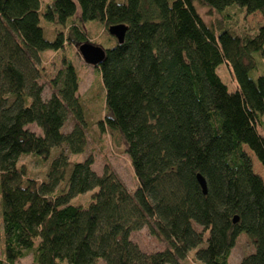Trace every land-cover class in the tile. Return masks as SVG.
Masks as SVG:
<instances>
[{"label":"trees","instance_id":"trees-1","mask_svg":"<svg viewBox=\"0 0 264 264\" xmlns=\"http://www.w3.org/2000/svg\"><path fill=\"white\" fill-rule=\"evenodd\" d=\"M195 4L264 18V0H51L44 10L40 0H0V264L28 254L32 264H228L241 234L254 250L239 264H264V184L250 156L264 167V74L250 75L264 57V26L217 31ZM42 12L61 29L53 42ZM87 22L127 28L97 68L106 111L98 125L128 158L133 192L107 166L97 175L91 158L72 159L87 136L70 62L43 99L41 55L90 43ZM222 64L234 91L217 74ZM28 156L45 166L41 181L19 164ZM85 194L87 206L72 204ZM142 229L166 248L142 252L130 239Z\"/></svg>","mask_w":264,"mask_h":264},{"label":"rangeland","instance_id":"rangeland-1","mask_svg":"<svg viewBox=\"0 0 264 264\" xmlns=\"http://www.w3.org/2000/svg\"><path fill=\"white\" fill-rule=\"evenodd\" d=\"M51 0H40L41 10L50 3ZM196 10L202 20L207 25L215 26L216 30L229 29L236 34H255L257 29L264 26V18L258 14L246 15L243 9L234 7L223 12L222 15H211L210 12L203 7L195 4ZM44 12V11H43ZM40 14V27L44 33V39L47 42H53L57 33L61 30L59 26L45 21ZM82 30L86 34L88 41L102 50L109 49L114 44V40L107 34V31L102 25L97 22H87L82 25ZM42 62L39 66L41 71L40 84L43 87V99L47 100L50 96L56 93L57 88L52 86V81L56 78L58 71L63 69V62H70L78 77L77 97L80 101L85 118L86 132V148L80 156L72 157L73 160L81 162L87 158L93 161L92 169L100 175L105 166H107L116 177L124 184L129 192H133L137 187V182L132 172L128 158L122 152L118 145L116 136L109 135L107 132L102 133L99 130L98 123L102 121L106 115L104 104V89L100 80V74L97 68L86 65L78 54L77 48L74 46L65 45L62 50L46 51L42 55ZM256 58V70L251 73L252 78L264 74V57ZM217 74L223 84L229 91H234L235 83L230 77L224 64L217 69ZM262 124L264 129V114L262 115ZM74 122L71 117L68 118L63 128V133H68ZM30 131L40 134L35 126L29 127ZM249 154V153H248ZM253 171L258 175L264 184V167L252 156ZM20 165L26 166L28 176L34 180L41 181L45 172V166L38 163L34 158L28 156L23 157L19 161ZM90 194H85L75 198L72 201L73 205L87 206ZM131 241L136 244L139 249L146 253H155L166 248L163 242L152 237L147 229L132 233ZM254 248L250 240L241 234L234 248L232 249L228 264H239L241 259L253 252ZM0 258H3V232L2 224H0ZM16 264H32V255L28 254L24 259ZM58 264H67L66 262H58ZM97 264H103L99 261Z\"/></svg>","mask_w":264,"mask_h":264},{"label":"water","instance_id":"water-1","mask_svg":"<svg viewBox=\"0 0 264 264\" xmlns=\"http://www.w3.org/2000/svg\"><path fill=\"white\" fill-rule=\"evenodd\" d=\"M127 28L123 25L112 26L107 29V34L112 37L118 44H122ZM77 51L82 61L91 67L98 68L105 58V51L100 47L94 46L90 43H83L77 47ZM197 181L202 189V193L206 194V187L204 180L197 176ZM237 219H234V223Z\"/></svg>","mask_w":264,"mask_h":264}]
</instances>
